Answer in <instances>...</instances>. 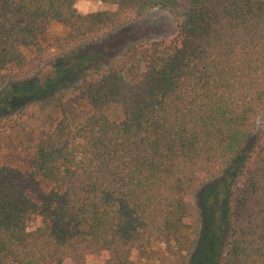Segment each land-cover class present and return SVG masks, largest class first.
I'll list each match as a JSON object with an SVG mask.
<instances>
[{
    "label": "trees",
    "instance_id": "1",
    "mask_svg": "<svg viewBox=\"0 0 264 264\" xmlns=\"http://www.w3.org/2000/svg\"><path fill=\"white\" fill-rule=\"evenodd\" d=\"M76 1L0 0V90L154 9L176 32L79 66L84 118L70 120L58 92L59 116L21 147L23 169L0 164V264H137L159 238L181 264H264V0H94L114 9L85 14ZM31 87L1 104H39ZM234 164L220 251L197 258L196 196Z\"/></svg>",
    "mask_w": 264,
    "mask_h": 264
},
{
    "label": "rangeland",
    "instance_id": "2",
    "mask_svg": "<svg viewBox=\"0 0 264 264\" xmlns=\"http://www.w3.org/2000/svg\"><path fill=\"white\" fill-rule=\"evenodd\" d=\"M75 8L83 14L114 9L113 6L94 0H78L75 3ZM61 30L62 28L59 26H52L50 32L59 33ZM175 32L176 24L173 17L164 10L154 9L124 26L109 38L85 47L72 58L53 59L43 65L30 78L21 80V82H14V84L11 83L1 89L0 114L5 115H3V120L0 122V164H8L23 169L21 147L30 142L33 133L39 127L59 116L60 111L55 105L56 102L51 101L58 92L66 94L61 98V105L68 118L72 121H80L84 118L88 113L89 105L73 89V84H75L79 75L76 73L79 66L97 61L105 62L120 50H123L127 43L140 39H168L173 37ZM60 73L63 76H70L57 83L56 79ZM27 84L32 86L30 89L26 88L27 98L32 94L42 95L39 97L41 101L39 104L41 105L37 104L35 100H29L28 103L21 106V101L16 97L9 100L10 108L19 107L15 111H10L1 104L3 99L13 95V91H19L22 86ZM20 109L22 111L17 114ZM110 113H114V111L111 110ZM236 166L234 164L225 177L214 182L206 193H203V195L197 194L196 196L197 201L200 198L202 200L200 207L203 208L204 213L201 238L197 245V258L202 253H205V255L212 254L210 260L215 261L216 254L220 251L226 228L223 210L226 186L234 175ZM41 189V186L36 182L26 184V190L33 199L40 196ZM202 247L203 250L200 252ZM170 249L169 243H166L162 238L156 239L151 244L149 251L139 254L137 264H181L178 255H170L172 253ZM200 264L205 263L201 262Z\"/></svg>",
    "mask_w": 264,
    "mask_h": 264
}]
</instances>
